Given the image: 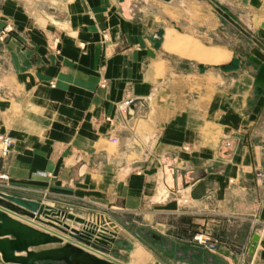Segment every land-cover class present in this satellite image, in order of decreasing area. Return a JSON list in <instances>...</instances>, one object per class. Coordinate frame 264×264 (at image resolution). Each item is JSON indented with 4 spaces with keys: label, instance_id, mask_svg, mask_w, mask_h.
<instances>
[{
    "label": "crops",
    "instance_id": "obj_1",
    "mask_svg": "<svg viewBox=\"0 0 264 264\" xmlns=\"http://www.w3.org/2000/svg\"><path fill=\"white\" fill-rule=\"evenodd\" d=\"M244 1L255 40L226 61L165 0H0V192L105 210L125 264H264V0Z\"/></svg>",
    "mask_w": 264,
    "mask_h": 264
},
{
    "label": "water",
    "instance_id": "obj_2",
    "mask_svg": "<svg viewBox=\"0 0 264 264\" xmlns=\"http://www.w3.org/2000/svg\"><path fill=\"white\" fill-rule=\"evenodd\" d=\"M193 177L195 180L199 178L196 174ZM42 214L48 221L40 219ZM24 217L35 218L44 224L36 223L37 227L32 226ZM59 218L83 222L80 217H75L65 209L54 210V207L45 206L40 201L0 192V254L3 261L7 264H125L108 255L106 241L92 244V250L100 252L101 257L84 253L80 247L72 244V238H78L77 230ZM47 226L59 233H47L45 230H50ZM154 237L159 235L154 232ZM63 239L69 242L62 245ZM86 242L89 244V241ZM110 242L114 243L115 240L111 239ZM48 244L59 246L34 250Z\"/></svg>",
    "mask_w": 264,
    "mask_h": 264
},
{
    "label": "rangeland",
    "instance_id": "obj_3",
    "mask_svg": "<svg viewBox=\"0 0 264 264\" xmlns=\"http://www.w3.org/2000/svg\"><path fill=\"white\" fill-rule=\"evenodd\" d=\"M165 1L168 3L162 4V9L167 15L176 20V22L171 25V27L175 29V32L183 33L184 36L196 41L204 47H211L213 45L221 48V50L224 51V55L221 54V59L227 61L230 57V54L224 47L225 45L232 51L236 48L232 41L234 35L236 37L238 36L244 44L241 48H236L241 55L248 52L250 48L249 44H252V41L255 40L250 26L251 19L248 15V7L246 6L248 4L247 1H241L242 8L240 10L238 8L233 9V0ZM186 21H192L194 24L192 26H187ZM213 33H216V35ZM258 44L261 45V43ZM209 49V53L216 51L212 48ZM191 58L205 62L212 60V56H208L205 60H200L195 57ZM27 198L39 201L30 197ZM46 200L47 198H43L40 202H46ZM110 219L113 220L112 218Z\"/></svg>",
    "mask_w": 264,
    "mask_h": 264
},
{
    "label": "built area",
    "instance_id": "obj_4",
    "mask_svg": "<svg viewBox=\"0 0 264 264\" xmlns=\"http://www.w3.org/2000/svg\"><path fill=\"white\" fill-rule=\"evenodd\" d=\"M11 31L10 27H5L3 30L0 31V36L2 38H5V36ZM136 101L135 99H127L123 101L120 105V110L127 115H133L134 107H135ZM16 144V141L14 137L0 133V159H5L12 153L14 146ZM259 178L261 180V184L264 187V167L259 172ZM0 181L7 185L9 188H15L10 184V176L7 173H1L0 174ZM18 196V195H17ZM23 198H27L24 196H21ZM69 212V211H67ZM71 213V212H69ZM75 217H80L83 222H77L75 219L68 220L64 218H59L63 221V223H67L70 228L77 230V236L78 238H72L73 242L72 244L80 247L82 250H85L86 252L98 255L101 257V255L97 252H95L92 247V244L96 243L99 244L100 241H106L109 242L113 232L110 231L109 225L112 227L113 223L111 222V217L108 215V213L103 209H97V210H88L85 211L83 214L78 215L76 213H73ZM29 223L32 226H36L35 221H30ZM48 227V226H47ZM50 230H45L47 233L51 235H55L56 232L59 233L58 230L48 227ZM196 240L200 244H206L209 239L203 235L196 236ZM89 241V244L86 242ZM64 244L68 243L69 241L66 239H63ZM216 243H210L209 248L213 249L215 248Z\"/></svg>",
    "mask_w": 264,
    "mask_h": 264
},
{
    "label": "bare ground",
    "instance_id": "obj_5",
    "mask_svg": "<svg viewBox=\"0 0 264 264\" xmlns=\"http://www.w3.org/2000/svg\"><path fill=\"white\" fill-rule=\"evenodd\" d=\"M213 72V71H212ZM217 72V71H216ZM214 73V72H213ZM217 74V73H216ZM43 205H45V206H50V207H54V206H52V205H49V204H46V203H43V202H41ZM54 210H57V208H55L54 207ZM72 214H73V212H71ZM36 216H38V214H36ZM39 217V216H38ZM25 219H28L29 221H35V222H37V223H40V224H44V223H42V222H39V221H37L35 218H28V217H24ZM40 219H42L43 221H48V218L44 215V214H42L41 216H40ZM20 221H23V220H21V219H19ZM24 222H26L25 220H24ZM113 226H114V224H113ZM113 226L111 227L110 226V231L111 232H113V234H111L112 235V237H111V239H114V240H116V238H117V233H116V230L113 228ZM110 239V240H111ZM108 244L106 245V248L108 249V255H109V252H110V249L112 248V246H113V244L114 243H111L110 241L109 242H107ZM65 244H67V243H65ZM56 246H58V245H44V246H41V247H38V248H34V250H36V251H39V250H43V249H49V248H51V247H56ZM83 252L84 253H88V252H86L85 250H83ZM89 254V253H88ZM1 255V254H0ZM98 256V255H97ZM100 257V256H99ZM1 259H2V255H1ZM3 260V259H2ZM7 264V263H6Z\"/></svg>",
    "mask_w": 264,
    "mask_h": 264
}]
</instances>
